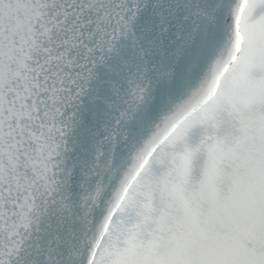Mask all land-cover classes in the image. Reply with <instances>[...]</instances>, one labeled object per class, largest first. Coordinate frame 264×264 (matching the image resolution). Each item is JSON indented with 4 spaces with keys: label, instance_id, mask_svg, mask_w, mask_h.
<instances>
[{
    "label": "snow or ice",
    "instance_id": "obj_1",
    "mask_svg": "<svg viewBox=\"0 0 264 264\" xmlns=\"http://www.w3.org/2000/svg\"><path fill=\"white\" fill-rule=\"evenodd\" d=\"M0 264H264V0H0Z\"/></svg>",
    "mask_w": 264,
    "mask_h": 264
},
{
    "label": "water",
    "instance_id": "obj_2",
    "mask_svg": "<svg viewBox=\"0 0 264 264\" xmlns=\"http://www.w3.org/2000/svg\"><path fill=\"white\" fill-rule=\"evenodd\" d=\"M100 80L108 81L109 79L115 80V74H108L104 69H100ZM109 91L107 85L102 88L101 94H106ZM182 91V86H177L172 93L173 97L178 96ZM166 107L165 103L157 102L141 111L137 117L129 125L128 141L122 143L117 148V155L115 159L116 167H122L124 158L128 155L131 145L138 142L139 139L147 134L150 124L158 117L161 110ZM91 123L90 121H86Z\"/></svg>",
    "mask_w": 264,
    "mask_h": 264
}]
</instances>
